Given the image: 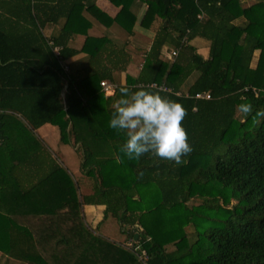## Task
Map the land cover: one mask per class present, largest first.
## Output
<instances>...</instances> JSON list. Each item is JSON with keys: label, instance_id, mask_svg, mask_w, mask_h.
Returning a JSON list of instances; mask_svg holds the SVG:
<instances>
[{"label": "trees", "instance_id": "16d2710c", "mask_svg": "<svg viewBox=\"0 0 264 264\" xmlns=\"http://www.w3.org/2000/svg\"><path fill=\"white\" fill-rule=\"evenodd\" d=\"M111 1L121 6L114 18L97 0H0V144L13 152L12 134L42 143L34 131L51 123L63 143L82 149L81 169L93 180V192L79 196L56 163L46 179L64 176L68 228L61 229L62 215L49 223L47 240L20 227L30 240L2 236L0 250L32 264H142L79 221L82 206L92 204L105 205L104 218L114 217L128 235L150 237V264H264V0L249 6L241 0H140L148 4L141 24L149 28L157 17L161 23L138 75H127L106 96L101 82H114V72L127 69L130 53L125 44L90 36L87 14L128 34L137 21L131 9L136 0ZM51 24L60 27L48 35ZM79 34L86 39L76 49L70 41ZM198 38L207 42V55L193 43ZM166 46L178 54L165 58ZM80 52L87 53V63L66 71L64 63ZM121 87L156 90L183 104L182 124L193 150L181 164L151 153L130 159L121 150L124 133L108 126ZM241 103L252 111L242 113ZM223 143L225 149L215 153ZM204 156L215 162L202 164ZM150 183L158 195L141 193L138 186ZM175 206L182 208L173 228L149 226L151 217L161 220V212L167 222ZM30 241L37 245L35 254ZM52 241L56 249L50 251ZM18 242L27 245L24 254L14 250Z\"/></svg>", "mask_w": 264, "mask_h": 264}, {"label": "crops", "instance_id": "0c3cea01", "mask_svg": "<svg viewBox=\"0 0 264 264\" xmlns=\"http://www.w3.org/2000/svg\"><path fill=\"white\" fill-rule=\"evenodd\" d=\"M241 1L243 2V6H249L255 2V0ZM96 3L100 9L105 11L112 18L116 17L121 10V6L115 5L111 0H97ZM131 9L137 16V21L134 25L133 33L131 34H128L126 30L117 23L107 27L87 14V17L92 23L89 29L90 36H106L117 41L122 46L125 44L128 54L130 53V63L127 69L125 71L114 72L115 81L113 83L116 85L125 84L127 75L134 77L138 75L145 61L147 51L150 49L156 31L161 23V18L157 17L149 28L141 24V20L148 10V4L145 2L136 0L132 3ZM59 27L60 25L51 24L46 27L45 31L48 35H51L53 32H56ZM85 39L86 35H76V37L70 41V45L76 49H81ZM193 43L200 47L203 55H207L208 44L206 41L198 38L195 39ZM165 50L167 53L164 56L167 58V55L170 54L173 49L166 46ZM104 57L105 56H103V58ZM87 61V53L80 52L70 57L64 65L68 66V70H70L69 65L83 67ZM101 61L103 60H100V62ZM102 67H104V65H102ZM104 93L106 96H112L115 94V91L112 93ZM55 128L58 130L57 134ZM34 132L42 143L33 141L32 138L29 139L30 142H26V140H23L21 137L12 134L11 136L14 142H11V144L15 145L13 152L9 150L10 146L0 144V237L9 236V238L15 240H30L28 233L26 231L23 232L20 228L26 227L29 234L33 237H40L42 240H47V238L50 237L49 223L53 218L59 220V216L62 215V230H66L70 223V220L68 218L66 219L69 209L66 204V195L64 196V189L61 185L64 176L57 174L53 182H49L48 180V175L53 169L55 170L56 163L60 164L62 167L60 159L55 153H52L53 149H51L48 143L53 142L56 145L58 144V147H61L60 129L56 125L47 123ZM67 145L75 149L77 148V146L72 143ZM62 156H64L63 152ZM84 185V190L86 192L81 193L79 189V196L80 194H89L93 192V184L90 180L84 182ZM85 206L91 207L90 209H95L94 213L96 214L97 224L100 227L107 219L104 218L105 205L85 204L82 206V209H84ZM57 208L58 211H56ZM51 215H53L52 218H50ZM3 216H8L15 225L9 223ZM127 235L126 233L124 239ZM43 242L44 241H42V244ZM27 245L30 248V252L35 254L37 245L33 241H30ZM27 245H22L21 242H18L14 250L16 253L24 254ZM0 264L32 263L19 259L13 255H8L0 250Z\"/></svg>", "mask_w": 264, "mask_h": 264}, {"label": "clouds", "instance_id": "9594fccd", "mask_svg": "<svg viewBox=\"0 0 264 264\" xmlns=\"http://www.w3.org/2000/svg\"><path fill=\"white\" fill-rule=\"evenodd\" d=\"M238 108L244 114L252 111L249 103ZM185 115L180 101L159 91L121 87L108 126L124 133L121 150L130 159L151 153L179 165L193 150L182 124Z\"/></svg>", "mask_w": 264, "mask_h": 264}, {"label": "rangeland", "instance_id": "374dc122", "mask_svg": "<svg viewBox=\"0 0 264 264\" xmlns=\"http://www.w3.org/2000/svg\"><path fill=\"white\" fill-rule=\"evenodd\" d=\"M254 1V0H251ZM256 1V0H255ZM259 55H260V51H256L255 54V58H254V62L253 65L256 66V64H258V59H259ZM56 134L58 133V130L55 128ZM41 135V134H40ZM51 149H53L52 153H55L57 155V157L60 159L61 163H62V167L68 172V174L71 176V178L73 179L76 188H77V192L78 194L81 192L85 193L86 191L84 190V182L87 181H91L93 183V180L84 174V172L82 171V169L80 168V164L82 163L83 160V152L81 148H73L70 145H67L68 143H63L61 147H58L55 143L53 142H48ZM61 149V150H60ZM225 149V145L224 143L218 147L215 150V153H219L222 152ZM64 153V156H62V152ZM215 162V159L213 156H204L201 160L202 164L205 163H211L213 164ZM84 185V186H83ZM141 193L144 192V190L146 192H151L154 195H158V189L157 187L153 184L150 183L148 185H143V186H138ZM80 189V192H79ZM196 202V201H195ZM91 207L85 206L84 209H80V219L79 221L82 222V224L90 229L94 235H98L101 236V239H104L105 242H110L113 244H119V241L124 239L125 234L127 232L123 231L121 229V225L119 224V222L114 218V217H109L105 220V222L99 227L98 226V222H97V218H96V214L94 213L95 209H90ZM182 208V206H175L173 208H171L168 211H172L170 214V218L168 219L167 222L161 221V220H165L162 219V216L164 214V212H161L160 214V219L158 220L157 217H155L153 222H150L151 218L149 219V226H156L157 228H159L161 231L165 230V229H171L173 228V221L178 220V216L177 213L180 211V209ZM146 220H148V218H145ZM167 220V219H166ZM194 231V226L193 224L189 225L186 227V232L188 234H191V232ZM36 242V241H35ZM120 245V244H119ZM54 248V249H53ZM56 249V243L52 241L51 244V249L55 250ZM169 251L175 249V245L173 243H170L169 245H167V248ZM13 253V252H12ZM12 253H9L8 255H13ZM7 254V253H6ZM45 254L47 255V253L45 252ZM42 255L44 256V253L42 252ZM48 257V255H47ZM51 264H53V262H51Z\"/></svg>", "mask_w": 264, "mask_h": 264}, {"label": "built area", "instance_id": "2783aa9c", "mask_svg": "<svg viewBox=\"0 0 264 264\" xmlns=\"http://www.w3.org/2000/svg\"><path fill=\"white\" fill-rule=\"evenodd\" d=\"M55 51L57 53H59V47L55 46ZM178 54V50L177 49H173L170 54L167 55L168 59L173 58L174 56H176ZM64 68L66 71H68V66L64 65ZM101 86L103 88V91L106 93H112L116 90L117 85L109 80H103L101 82ZM152 86H157L156 83H153ZM159 88L161 89H166L164 86H159ZM197 97H202V98H209L210 94L209 93H198L196 94ZM139 234V233H138ZM149 238H147V240H149ZM146 240V241H147ZM145 240H141L140 239V235H138V237L135 236H130L127 235V237L120 241L119 244L126 248L127 250L131 251L133 254H135L137 260L142 263V264H150L151 261V256L150 253L148 252L147 248L145 247Z\"/></svg>", "mask_w": 264, "mask_h": 264}, {"label": "water", "instance_id": "95a60500", "mask_svg": "<svg viewBox=\"0 0 264 264\" xmlns=\"http://www.w3.org/2000/svg\"><path fill=\"white\" fill-rule=\"evenodd\" d=\"M138 235H139V234H138V233H136V234H135V237H138Z\"/></svg>", "mask_w": 264, "mask_h": 264}]
</instances>
